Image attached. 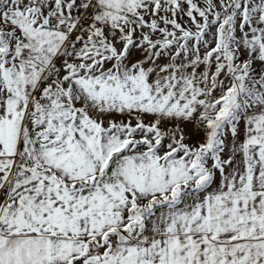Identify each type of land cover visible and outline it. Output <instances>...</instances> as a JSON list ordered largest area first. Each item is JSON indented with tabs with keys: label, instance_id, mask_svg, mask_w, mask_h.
I'll return each mask as SVG.
<instances>
[{
	"label": "snow or ice",
	"instance_id": "obj_1",
	"mask_svg": "<svg viewBox=\"0 0 264 264\" xmlns=\"http://www.w3.org/2000/svg\"><path fill=\"white\" fill-rule=\"evenodd\" d=\"M0 264H264V0H0Z\"/></svg>",
	"mask_w": 264,
	"mask_h": 264
}]
</instances>
